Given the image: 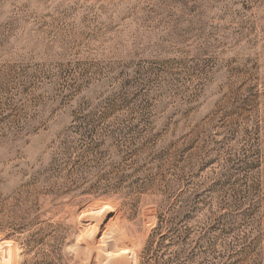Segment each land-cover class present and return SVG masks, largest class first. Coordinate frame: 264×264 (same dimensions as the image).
Here are the masks:
<instances>
[{"label":"rangeland","instance_id":"obj_1","mask_svg":"<svg viewBox=\"0 0 264 264\" xmlns=\"http://www.w3.org/2000/svg\"><path fill=\"white\" fill-rule=\"evenodd\" d=\"M1 240L264 264V0H0Z\"/></svg>","mask_w":264,"mask_h":264},{"label":"bare ground","instance_id":"obj_2","mask_svg":"<svg viewBox=\"0 0 264 264\" xmlns=\"http://www.w3.org/2000/svg\"><path fill=\"white\" fill-rule=\"evenodd\" d=\"M13 248L10 245V242L1 240L0 241V261L2 263H11L13 260Z\"/></svg>","mask_w":264,"mask_h":264}]
</instances>
